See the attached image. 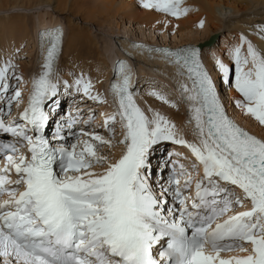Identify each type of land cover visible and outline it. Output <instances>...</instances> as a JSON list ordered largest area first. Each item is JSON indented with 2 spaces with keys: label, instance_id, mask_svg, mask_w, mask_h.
I'll return each mask as SVG.
<instances>
[{
  "label": "snow or ice",
  "instance_id": "6c2138e0",
  "mask_svg": "<svg viewBox=\"0 0 264 264\" xmlns=\"http://www.w3.org/2000/svg\"><path fill=\"white\" fill-rule=\"evenodd\" d=\"M139 3L176 18L188 12L181 7L182 0ZM48 35L46 71L33 82L28 105L19 117L24 123L0 120V131L17 140L0 143L5 160L0 168V197H4L0 199V264H264V138L250 134L227 115L199 49L164 52L191 81V88L182 85V89L191 104L197 142L176 139L175 126L159 113L152 119L144 114L133 100L131 77L121 63L122 80L112 85L119 108L104 123L119 116L124 129L119 143L125 150L112 162L98 150V145L111 146L112 141L99 134L85 132L90 139L70 148L53 146L43 135L49 119L44 106L57 92L50 76L61 39L59 29ZM240 40L232 52L233 86L241 97L236 104L264 126V54L243 35ZM216 63L227 83L229 67ZM7 70L0 69L4 92L9 87ZM75 83L89 95L90 83L79 79ZM19 97L17 90L12 100L18 102ZM56 138H61L59 131ZM20 141L27 143L30 156L20 151ZM160 141L186 145L195 157L192 170L202 168L194 197L184 196L179 178L171 181L177 186L179 215L166 209L163 194L170 189L157 196L146 174L149 151ZM96 166L102 171H95ZM13 173L16 179L11 178ZM184 174L182 170L180 175ZM192 182L188 172L182 187L187 189ZM235 206L247 210L235 212ZM222 252L242 255L224 258Z\"/></svg>",
  "mask_w": 264,
  "mask_h": 264
},
{
  "label": "rangeland",
  "instance_id": "374dc122",
  "mask_svg": "<svg viewBox=\"0 0 264 264\" xmlns=\"http://www.w3.org/2000/svg\"><path fill=\"white\" fill-rule=\"evenodd\" d=\"M254 1H256V0H254ZM82 2L84 4H86V3H88V4H86L85 6L80 5V7L75 6L74 8L69 7L70 11L66 10L65 13H64V11H62V12L60 11L61 12L60 13V12H58V10H54L55 6H53V5L52 6L50 5L51 7L43 5V6H38V7H34V8L31 7L30 9H28V8H26V9L21 8L20 9L19 8L17 10H13L12 7L4 8L3 11L0 12V22L2 20H6V19L11 20L12 17L13 18L18 17L19 19L21 18L27 24L29 36H27L25 39L21 38L22 41L19 42V40H18L19 36L15 35V33H14L11 36L12 39L10 40L9 45L7 47L4 46L5 48H3L1 46L2 41L5 39L9 40L10 35L1 36V34H2L1 30H5L7 32V34H10L12 32V29L15 28L12 26V23L14 20L10 21V22L6 21L7 23H9L7 26H3L6 22L3 24H0V58L3 57V59H0V67H3V68L7 67V69H8L6 72L7 75L5 74V76H6V79H8V80H6V82H8V83L10 82L12 77H13L12 81H15V79L18 80V77L20 75H22V72H23V75H25V77L28 76L30 79V83L27 82V84L25 86V88H28L35 79L34 77H35V74L37 73V72L35 73V71L38 69V66L42 65V63H41V65L39 64V61L37 60V56L34 54V49H35V47H34L35 46V44H34V36H35L34 30L36 29V27H38L39 24L45 25V24H49V23H53V22H61V24H63L64 26H66V27L69 26L70 29L74 30V32L76 34L81 35L84 40L90 39L92 41V44L95 45V47H92V48L96 50V53H98L96 59H99V60H96V61L95 60L94 61L88 60L87 61L86 58L85 59L80 58L79 60L76 61L77 65H75L73 67L71 65L72 69L70 70L69 74H67L68 69L66 68V66L68 64V60L70 58V55L68 53H66L64 55L62 66H59L58 64H56V66L58 65V69L56 70V73L59 75L58 77L60 80L58 78H55L56 79L55 82H57V83L66 82L67 85L71 88V90L75 89V91L82 94V96L78 97V99H80V100H78L80 102L78 104H77L76 96L75 97L70 96L65 101V103H64L65 106H66V104H68L67 102H70V104H68V107H70L72 109L73 108L77 109L76 107H81V105L83 104L82 99L83 98L85 99V97H87V95H85L83 92L82 85L81 86L76 85V83H75L76 80H78V79L82 80V84L90 83L91 87L89 89V94L91 96H99L100 100L98 101V100L94 99V101H96V102H93V103H97V104H95V108L92 111L87 110V109H81V108L77 109V110H79L80 113H83L84 110H87L88 113H86L85 115H88L89 112L95 113V115H97L98 112L101 114V110H100L101 108H104V110H110V108H111L110 99L108 98V95L105 92V89L103 88L104 82L102 81L101 83H99V85L97 84L98 87L96 86L97 87L96 88L93 85V83L95 81H92V82L89 81L90 80L89 77H92V75L95 74L96 71L100 72L102 74L106 71L105 70L103 72V70L106 69V66H104L103 63H106L107 57L112 56L113 53L115 51H117V47L114 44L116 39H127V41L133 42V40H134L135 42H137V41L141 40L142 38L143 39L145 38L146 40L148 39L147 40L148 42H151L154 40L157 43H161V42L166 43L167 42L169 47H173L172 46L173 42L179 40V38L177 39L175 37V35L173 36V34H172L173 32H171L172 30L170 29L169 26H162V27L151 26V27L144 28V26H141V24L139 26L138 21H135V20L134 21L133 20L127 21V19L122 20L119 17L118 18H110L108 21L101 20L100 24L93 22V21H90L85 16V12L93 11L91 5L94 4V2L91 0H82ZM186 3H187V1L182 2L181 7L187 8ZM138 4H140V3L138 2ZM140 7H141V5L137 7V8H139V10H137L138 12L139 11L141 12V9H142V11L145 10V11H147V13H149V12L155 13L154 12L155 10H149V9L146 10V8H143V7L140 9ZM187 9H188V12L185 15L180 16L179 18L164 14L162 12H159V14H163V16H165V18L168 21H171V22L173 21L174 23L177 21L178 22L183 21L185 19H186L185 21H187L188 19L192 20L195 17L196 12L193 10L192 7H189ZM72 10H74V11H72ZM145 11H143V12H145ZM62 13H64V14H62ZM252 13H253V11L250 12V14H252ZM229 15L230 14L228 13L225 17L227 18ZM186 17H188V19ZM205 18H206V16L204 15V19H203L204 21L203 20L198 21V24L195 25L196 27H193L194 24H191V22L194 23V21L190 22L191 26L193 27V30L191 27H189V28H191L189 30H192L191 33L188 34L187 36L184 35L183 39H185V40L189 39L190 40L185 45L197 47L194 43H192V40L196 39L199 41L198 44L200 45L199 47H201L200 49H202L203 51L205 50V53H203V54L201 53L202 56H206L208 58V60L211 62V66H213L212 70L209 69L211 72L213 71L212 76L221 85H224V81H225L224 74L220 72L219 67H218L216 62H217V60H219V61L221 60L220 61L221 63H226V66L229 67L228 82L226 84L227 88L224 89L222 86H220V88L222 90L224 89L223 90V91H225L224 94L228 90L235 91V89L232 85V84H234L233 79H235V64L233 61L232 52H233V49L241 43L240 36L237 35L239 38V39H237L236 34L234 36V33H232V31L230 32V30H226V27H224L223 24L217 28H213V27L211 28V27L205 26L204 25L205 24L204 23ZM202 21H203L202 26H200ZM190 24H188V25L190 26ZM9 25H11V26L9 27ZM188 25L186 24L184 26L185 29H187V30H188ZM256 25L260 26V24H256ZM58 26H61V25H58ZM147 26H148V24H147ZM197 26L199 28H197ZM177 27H178V29H181V28H179L181 26H177ZM252 27H254V26H252ZM261 27H262V25H261ZM161 28H162V30H160ZM255 28H257V27L255 26ZM174 30H176V29L174 28ZM177 31H179V30H177ZM209 31H210V33L208 35H206ZM249 32H250L249 36L251 35V33H252V35L256 33L255 29H250ZM68 33H69V31H68ZM247 38H249V37H247ZM94 45H92V46H94ZM185 45H182V46H185ZM174 48H178V47L176 46ZM7 49H8L9 53L6 52ZM242 50L246 52V45L243 46ZM59 53H60V51H59ZM60 56L63 58L62 55H60ZM39 60L41 62V58ZM69 61H71V59ZM88 62H89V64H87V66H84ZM90 64H91V70H89V68H88V65H90ZM135 65L136 66H135V69L133 70V74L136 75L134 77H136V80L138 81L137 86L141 91L139 93L138 88H136V90H134L135 94H137V95L134 94L135 98H136V102L139 104L143 103L146 100L145 98H148V97H149V99H152V101L155 103L157 101L164 102V100L159 99L157 97V95H154L153 93L159 94V96L164 97L168 101V104L162 103L161 106L159 107V109H157V110L153 109L155 112L146 107L147 108V114L149 115V119H152L154 117V115L157 113H159L161 116L164 117L165 116L164 115V113H165L164 107L172 108L174 105H176V101H178L179 104L175 106L176 112H175V110H171V112L172 113L175 112L177 115H180V117H181L180 121L177 124V126L180 127V130H179L180 137L182 139H184L185 141H187L188 143H196V139H194L196 137L195 125H193L194 124L193 122L190 123L192 125L188 124L189 121H192L191 119L190 120L188 119V117L191 115V110H190L191 104L189 101H187L185 99L187 93H184L182 91L181 92L182 95H180V96H178L175 93L176 90H175L174 86H176V84L174 83V81L171 82L167 78V75H165L166 73L168 74V71L173 73L170 70V68H168V69L164 68L165 70H167V72L164 74V76H162L163 73L162 72L159 73L158 70H156L157 68L159 69L160 66L156 67V65L151 64V62L136 60ZM23 66H25L26 68H23ZM205 66H206V64H205ZM98 69H100V70H98ZM164 69H160V71L164 70ZM84 74H86V76H89V77L84 78V76H83ZM32 75H33V77L31 78L30 76H32ZM168 76H170V75H168ZM180 80H182V82H180ZM176 83L180 84L182 87V85L185 84V81L182 78H179V82H176ZM181 83H183V84H181ZM230 83H231V85H229ZM11 84L12 83H9L10 90L12 89ZM15 86L21 90L20 85H19V87H18V85H15ZM71 94L74 95V93H72V92H71ZM224 94H223V98L225 100L226 96ZM181 96L184 98L183 101H181ZM56 97L58 98V95ZM178 98L180 99V101ZM105 99H106V101H104ZM100 101H102V102H100ZM161 102H158V103H161ZM225 102H227V99L225 100ZM91 103H92V99H89V101L86 100V101H84L83 106L85 107L86 105L87 106L94 105ZM56 105L57 104H55V107H57ZM160 109H161L162 113L159 111ZM113 111H115V108L113 109ZM112 114H114V113H112ZM112 114H110L109 112H106V113H102L100 115V117L102 118L103 116H106V115L111 116ZM243 116L244 115L241 116V120H244L246 122L250 121L249 120L250 118L245 117V116L243 117ZM98 117L99 116H97V119H98ZM101 118H99L100 121H101ZM165 118H166V116H165ZM100 121H99V123H100ZM102 123H103L102 127L105 126V123L104 122H102ZM110 123L112 124L111 128L113 129V131H112L113 135H110L108 138L104 137L103 134H101V132L99 131L100 128L97 127L96 125L95 126H92V124L89 125L86 132L99 134V135L103 136L105 139H109L112 141L111 146H109V145H98V150L101 154L108 156L109 160L113 162V158L115 157L117 151L121 150V148H120L121 143H119V141H120V138H121V140L123 139L122 133H123L124 129L122 127L121 122L117 121V119L114 122H109V125H110ZM252 123L253 122H251V121L249 122L250 125H252ZM90 128H91V130H90ZM119 129H120V131H119ZM173 131H175V130H173ZM175 138L178 139L176 136H175ZM89 139H90L89 137L83 135L81 137V139L78 140V142L82 141V140H89ZM160 142L158 144H155L152 146V148L149 151V154L153 153V152H157L158 149L161 148V146H163L162 147L163 149H164V147H170V149H172V150H175L177 152L181 150V151H183V153H185L184 147H187L186 145H181V144L175 143L173 141H160ZM93 143H97V142H93ZM181 146H183V147H181ZM174 147H175V149H174ZM189 153L192 155L190 149H189ZM106 166L107 165H104V167H106ZM95 171H97V172L102 171V168L100 166H96ZM147 171H149V170H147Z\"/></svg>",
  "mask_w": 264,
  "mask_h": 264
},
{
  "label": "bare ground",
  "instance_id": "6f19581e",
  "mask_svg": "<svg viewBox=\"0 0 264 264\" xmlns=\"http://www.w3.org/2000/svg\"><path fill=\"white\" fill-rule=\"evenodd\" d=\"M91 1L94 2V4L91 5L93 11L85 12V16L90 21H93V22H96V23L100 24L101 20L108 21L110 18H118L119 17L122 20H126L127 19V21L128 20L129 21L130 20L138 21L139 26L141 24V26H144V28L151 27V26H157V27L158 26L159 27L169 26L170 29L172 30V31L171 30L170 31L173 32L172 33L173 36L175 35V37L177 39L179 38V40L173 42V44H172L173 47H169L167 42L166 43L165 42L164 43L163 42L157 43V42H155V40L151 41V42H148L147 41L148 39L146 40L145 38L144 39L142 38L141 40L137 41L138 43H140L142 45H145L148 48H154V49L161 48V49L171 50V49H174V47H176V46L180 47L182 45H185L190 40L189 39H186V40L183 39L184 35L187 36L188 34H190L191 31L193 30V27H196L195 25L198 24V21L203 20L204 19V15H205L206 16L205 22H204L205 26L211 27V28L212 27L213 28H217V27H220L223 24V26L226 27V30H230V32L232 31V33H234V36L236 34L237 39H239L238 36H240V38H241V35H243L248 41H250L252 43L253 47L257 51H259L262 54H264V32L260 31L261 28H264V0H256V1H254V0H248V1L247 0H182V2L187 1V3H188V4L186 3V5H187L186 7L187 8H189V7L193 8V10L196 12L195 13V17L192 20H190V19H188V17H186L189 21L188 20L185 21L186 20L185 19L183 21H180V22L177 21L175 23L173 21L172 22L168 21L165 18V16H163V14H159V12H157V11H154L155 13H151V12L147 13V11L143 10V11H145V12H143L142 9H141L142 6L140 7L142 13L140 11H139L140 12L139 13L137 11V10H139V8H137V7L140 6V4H138L139 0H91ZM82 3H83L82 0H0V12H2L4 8H10V7H12L13 10H17L19 8L20 9L21 8L30 9L31 7L34 8V7L43 6V5L44 6H50V5L52 6L53 5V6H55L54 10H58V12L64 11V13H65L66 10L70 11L69 7H73L74 8L75 6L76 7H80V5H84L85 6L86 4H88V3H86V4H84V3L82 4ZM72 11H74V10H72ZM252 11H253V13L250 14V12H252ZM64 13H62V14H64ZM228 13L230 15L226 18L225 16ZM6 21H9V22L13 21L12 26L15 27V28L12 29V32L10 34H7V32L5 30H1V33H2L1 36L10 35V39L9 40L5 39V40L2 41L1 46L3 48H5V47H7L9 45L10 40L12 39L11 36L14 33H15V35L19 36V39H18L19 42L22 41L21 38L25 39L27 36H29V31H28V28H27V24L25 23V21L23 19H21V18L19 19L18 17H14V18L12 17L11 20L10 19L2 20L0 22V24L5 23ZM191 21H194V23H192ZM190 22H191V24H194L193 27L191 26ZM8 24L9 23L6 22L3 26H7ZM147 24H148V26H147ZM186 24L187 25L190 24V26L188 25V30L185 29V27H184ZM256 24H260V26H257ZM56 25L57 26L61 25V26H58V29H59V31L61 33V39H60L58 51L56 53L57 58L58 57L59 58H58V62H56L55 65L58 64L59 66H62L64 55L66 53H68L70 55L69 60L71 59V61L68 60V64L66 66V68L68 69L67 70L68 71L67 74H69V72H70V70L72 69L73 66L77 65L76 61L79 60L80 58H84V59L86 58L87 61L88 60H91V61L99 60V59H96L98 53H96V50L92 48V47H95V45L92 44V41L90 39L84 40L81 35L76 34L74 32V30L70 29L69 26L66 27L63 24H61V22H53V23H49V24H45V25H40L39 24L38 27H36V29L34 30V32H35V36H34V44H35V46H34L35 47L34 54L37 56V60L39 61L40 65H41V63L43 65V62H40L39 59L41 58V60H42V55L45 53L46 48L51 46V43H50L51 39H50V37H48L46 35H45L46 38H44L42 36V34L44 32L43 31H39V30H48L49 29L51 31V30H53V29H55L57 27ZM261 25H262V27H261ZM10 26L11 25H9V27ZM177 26H181L179 28H181V29L183 28L184 30L183 29L182 30L178 29ZM252 26H254V27H252ZM255 26L257 28H255ZM189 27H191L192 30H189V29H191ZM174 28L176 30H174ZM197 28H199V27L197 26ZM250 29H255L256 33L253 34V35L251 33V35L249 36ZM160 30H162V28ZM177 30H179V31H177ZM68 31H69V33H68ZM40 33H41V35H40ZM209 33H210V31L206 35H208ZM38 37L39 38L43 37L42 38L43 40L42 39L38 40ZM247 37H249V38H247ZM130 42H132V41H127V39H116L114 44L117 47V51H115L112 56L107 57V62L103 63V65L106 66V69H104L103 72L105 70L106 71L103 74L100 73V72H97V71L95 72L94 71L95 74H93L92 77L86 76V74H84L83 75L84 78L85 77H89L90 78L89 81H91V82L95 81L93 83V85L95 87L97 86L98 82H102L103 81L104 83H106L108 81L110 75H111V72L114 70L115 63L117 61H119V60H124L125 62H127L126 65L128 64V66H129V72H130L131 78H134V76H136V75L133 74V70L135 69V66H136L135 62H136V60H141V61L151 62V64L156 65V67L160 66V68L159 69L157 68L156 70H158L159 73L162 72L163 73L162 76H164V74L167 72V70H165L164 68H167V69L170 68V70L173 73L168 71V74L166 73L165 75H167V78L171 82L174 81L175 84H177L176 82H179V77L175 74V72L173 71L174 68L169 63H167L165 61H162L161 59H158L156 54L152 53V54L148 55V54H146L144 52H140V51H138V50H136L134 48H131L130 47ZM133 42H134V40H133ZM198 42L199 41L196 40V39L192 40V43H194L197 46V49H199L200 53H202V54L205 53V50L203 51L202 49H200L201 47H199L200 45L198 44ZM92 45H94V46H92ZM187 46H189V45H187ZM190 47H192V46H190ZM246 49H247V45H246ZM59 51H60V53H59ZM6 52H8V49H7ZM202 54H201V57H204V61L206 62L205 63L206 64V69L212 70L213 66H211V62L208 60V58L206 56H202ZM60 55H62L63 58ZM0 59H3V57H1ZM87 64H89V62L86 63V65H84V66H87ZM120 64L121 63H118V66ZM223 64L226 65V63H223ZM58 65L56 67H58ZM71 65H72V67H71ZM23 68H26V67L23 66ZM88 68H89V70H91V64L88 65ZM0 69H3V67H0ZM160 69H164V70L160 71ZM98 70H100V69H98ZM168 75H170V76H168ZM115 76H118V73H116ZM30 77L32 78L33 75L30 76ZM50 77H51V80H52V74H51ZM6 80H8V79H6ZM18 80H19L20 85H21L20 86L21 90H22L23 87H24V89L27 90L32 85V83H31V85L28 88H25L27 82L30 83V79H29L28 76L25 77V75H23V72H22V75H20L18 77ZM53 80L55 82L56 79L54 78ZM180 82H182V80H180ZM137 83H138V81H137ZM183 83H181V84H183ZM217 83H218V81H217ZM114 84H117V81H115ZM184 85H186V83ZM232 85H234V84H232ZM103 87H105L104 84H103ZM8 88H9V93H10V91H12V89L10 90V87H8ZM108 90H112V87L107 86L106 87V91H108ZM138 91H139V93L141 92L139 88H138ZM182 91H183V89L181 87V92ZM235 92L236 91L228 90V91H226L225 94L223 93L226 96V99H227V102H225V104L227 106V110L229 111L230 115L232 116V118L236 122H238L240 125H242L246 130H248L249 132H251L254 135L258 136L259 138H264V126L259 125V123L254 118H252L250 115L245 114V112L241 108H239L237 106L236 101L241 99V98H240L239 93H237V92L235 93ZM175 93L178 96H180V94L177 92V90H176ZM134 94H135V91H134ZM223 94L221 95V97H222V100L225 101L226 99L224 100ZM22 95L24 96V93ZM135 95H137V94H135ZM111 96H113V94H111ZM89 99H90L89 95H87V97H85V99L83 98L82 100H85V101L88 100L89 101ZM145 99H144L145 101L143 100L144 101L143 103L139 104V103L136 102L135 96L133 97V100H134L135 104L144 112V114L148 118H149V115L147 114V108L150 109V110H152V109L157 110V109H159V107L161 106L162 103H165V102H161V101H157L155 103V102L152 101V99H149V97L145 98ZM104 101H106V99ZM179 101H180V99H179ZM158 102H161V103H158ZM165 104H168V103H165ZM178 104H179V102L176 101V105H178ZM83 105L84 104H82L81 107H76V108L77 109H80V108L81 109H87V110H91V111L94 110V108H95L94 105H92V106H87L86 105L85 107ZM176 105H174L172 108L164 107L165 108L164 115L166 116V119L172 125L175 126L174 127L175 136L178 139H180L181 138L180 137V133H179L180 127L177 126V124L180 121L181 117H180V115H177L175 113L176 112V110H175L176 109L175 108ZM66 107H67V109H72V108L68 107V104H66ZM114 108H115V111H116V107H115L114 103H112V107L110 108V110H104V108H101L100 109L101 110V114L102 113H106V112H109L111 114V111ZM73 109H75V108H73ZM171 110H175V112L172 113ZM159 111L162 113L161 109ZM79 113H80V111H79ZM242 115H244L245 117L250 118L249 120L251 122H253L252 125L249 124L250 121L246 122L244 120H241V116ZM165 116H164V118H165ZM107 117H109V116L106 115V116H103L102 118L99 117V118H101V121L100 120L99 121L100 122H105ZM191 122H193L194 123L193 125H195V121H193V120L189 121L188 124L192 125V124H190ZM119 131H120V129H119ZM194 139H196V137ZM120 140H121V138H120ZM178 152H182V151L180 150ZM147 170H149V171H147ZM146 171L150 173V169L149 168H147ZM238 254L242 255L241 253L234 252L232 255H229V257L233 256V255H238Z\"/></svg>",
  "mask_w": 264,
  "mask_h": 264
},
{
  "label": "water",
  "instance_id": "95a60500",
  "mask_svg": "<svg viewBox=\"0 0 264 264\" xmlns=\"http://www.w3.org/2000/svg\"><path fill=\"white\" fill-rule=\"evenodd\" d=\"M51 31H53V30H51ZM48 33H49V31H46V32H44V33L42 34V36H43L44 38H46V36H48V37H50V39H51V36L48 35ZM40 35H41V33H40ZM45 35H46V36H45ZM43 37H40V38L42 39ZM42 40H43V39H42ZM50 42H51V40H50Z\"/></svg>",
  "mask_w": 264,
  "mask_h": 264
}]
</instances>
